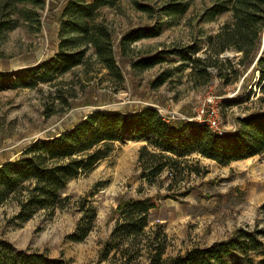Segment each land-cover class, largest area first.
<instances>
[{
    "label": "rangeland",
    "instance_id": "rangeland-1",
    "mask_svg": "<svg viewBox=\"0 0 264 264\" xmlns=\"http://www.w3.org/2000/svg\"><path fill=\"white\" fill-rule=\"evenodd\" d=\"M67 1L44 0L37 8L39 26L21 20L0 40V72L29 68L57 53L60 16ZM227 1L123 0L114 8L103 9L101 19L113 32L122 77L106 70L91 51L85 64L52 84L0 92V165L16 160L34 140L71 129L96 109L128 112L151 106L175 116L170 121L179 128L190 123L177 118H193L203 103L218 97L215 102L221 126L227 133L235 132L239 119L264 110L256 66H239L241 53L230 50L220 55L224 65L218 66L228 74L224 81L217 77V70L211 78L191 75L178 56L169 55L165 63L145 71L132 68V62L140 58L193 44L201 49L197 56L203 57L208 38L233 22L232 11L214 20L206 19L204 13L212 5ZM171 3H187L188 9L178 17L160 14L159 10ZM136 4L148 5L151 13L140 11ZM156 22L164 28L159 37L141 40L131 45L125 56L121 54L120 41L126 32ZM168 70L172 77L153 88L152 82ZM147 145L145 141L115 144L110 156L94 170L67 185L65 196L71 200L53 214L41 211L23 223L17 219L15 198L0 203V240L18 250L44 253L70 264L96 263L116 225L119 203L146 198H151L156 207L149 214L146 233L138 239L141 243L136 250L142 251L132 264H150V252L161 236H165L163 260L168 261L194 247L225 240L238 228L264 229V154L228 166L197 154L172 161L145 156L140 161L142 148ZM148 149L158 153L150 146ZM156 162H168V167L154 176L149 166ZM84 198L98 215L89 236L83 242H74L70 236L82 217Z\"/></svg>",
    "mask_w": 264,
    "mask_h": 264
},
{
    "label": "trees",
    "instance_id": "trees-1",
    "mask_svg": "<svg viewBox=\"0 0 264 264\" xmlns=\"http://www.w3.org/2000/svg\"><path fill=\"white\" fill-rule=\"evenodd\" d=\"M121 1L68 0L60 16L57 53L35 66L15 72H0V92L52 84L85 64L91 51L106 70L122 77L116 61L113 32L101 19L103 9L114 8ZM43 4L44 0H0V40L15 30L21 20L39 26L37 8ZM136 6L142 12L152 11L148 5ZM187 9V3H171L164 5L159 12L167 17H178ZM228 11L233 12V22L224 25L215 37L208 38V48L203 57L197 56L201 49L193 44L133 61V70L154 68L165 63L170 55L178 56L183 68L191 70V75L211 78L215 76L214 70H217V77L224 81L228 74L223 73L218 65H224L220 55L230 50L242 54L237 63L239 66H250L263 44L264 0L216 3L205 11L204 17L214 20ZM163 31L161 22L129 30L121 38V54L125 56L131 45L144 39L157 38ZM226 63L231 62L227 59ZM255 70L258 72L260 91L264 93V50ZM171 77L170 70L163 72L152 82V87L163 86ZM187 122L190 124L177 128L151 106L128 112L96 109L71 129L36 139L16 160L1 164L0 203L15 198L19 208L17 219L23 223L41 211L53 214L71 200L70 196H65L67 185L94 170L110 156L115 144L147 142L148 145L142 148L140 161L145 156L172 161L197 154L221 166H228L264 154V110L239 119L233 133L220 134L206 124ZM149 146L158 153L149 151ZM149 167L152 175L157 176L168 167V162H156ZM155 207L151 198L122 200L116 209V225L103 246L100 260L86 264H132L142 251L139 248L136 250L141 243L138 239L146 233L149 214ZM80 212L82 217L70 236L74 242H83L89 236L98 215L97 209L87 198L81 201ZM160 238L161 241L150 252V264H264V229L238 228L225 240L194 247L168 261L163 260L165 236ZM0 264L70 263L44 253L18 250L11 243L0 240Z\"/></svg>",
    "mask_w": 264,
    "mask_h": 264
},
{
    "label": "built area",
    "instance_id": "built-area-1",
    "mask_svg": "<svg viewBox=\"0 0 264 264\" xmlns=\"http://www.w3.org/2000/svg\"><path fill=\"white\" fill-rule=\"evenodd\" d=\"M218 99V97H212L211 100H207V103H203L202 106L197 110L195 116L193 118H177L182 119L184 121L189 122H197L200 124H206L208 127L216 132V133H223L225 132L223 130L222 120H221V113L220 109L215 102V100ZM159 112L167 119V120H173L176 119L174 117H170L168 115H165L162 113V111L159 110Z\"/></svg>",
    "mask_w": 264,
    "mask_h": 264
},
{
    "label": "water",
    "instance_id": "water-1",
    "mask_svg": "<svg viewBox=\"0 0 264 264\" xmlns=\"http://www.w3.org/2000/svg\"><path fill=\"white\" fill-rule=\"evenodd\" d=\"M263 50H264V37H263V44H262L261 50L259 51V53H258V55H257V57H256V60H255V62H254V66L257 65L258 60H259V58L261 57Z\"/></svg>",
    "mask_w": 264,
    "mask_h": 264
}]
</instances>
